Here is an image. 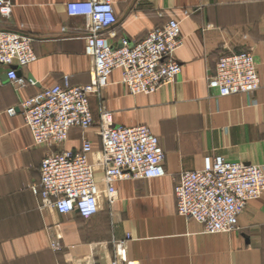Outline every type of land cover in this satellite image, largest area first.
I'll return each instance as SVG.
<instances>
[{"label":"crops","instance_id":"1","mask_svg":"<svg viewBox=\"0 0 264 264\" xmlns=\"http://www.w3.org/2000/svg\"><path fill=\"white\" fill-rule=\"evenodd\" d=\"M75 1L84 0H11L10 17L0 15V29L33 37L36 55L17 68L27 81L21 88L0 64V264H111L112 241L127 235V259L137 264H264V193L248 202L230 233H205L201 223L186 220L174 194L179 173L202 168L206 156L264 167V1L113 0L116 45L179 20L183 45L175 58L182 68L152 94L131 95L120 70L110 74L101 96L114 124L148 126L164 150L165 175L117 181L112 208L103 203L89 220L40 209L31 186L40 187L41 161L59 147L35 145L21 112L7 113L65 75L73 86L89 83L83 18L69 16L66 7ZM243 49L255 57L259 88L252 95L217 96L208 78L218 58ZM99 103L90 98L95 124L70 129L60 148L76 150L84 138L101 148ZM58 233L62 248L54 251L49 242Z\"/></svg>","mask_w":264,"mask_h":264},{"label":"built area","instance_id":"2","mask_svg":"<svg viewBox=\"0 0 264 264\" xmlns=\"http://www.w3.org/2000/svg\"><path fill=\"white\" fill-rule=\"evenodd\" d=\"M66 7L69 16L83 18L84 51L91 58L89 83L73 86L65 75L61 84L40 90L17 107L7 109V113L15 115L17 109L21 112L35 145L59 147L41 161L40 187L31 186L40 209L76 213L89 220L103 203L112 208L117 199V181L165 175L164 150L148 126L114 124L112 111L101 96L110 74L120 70L121 83L131 95L155 93L180 75L182 66L175 53L183 40L179 20L171 18L140 40L121 39V45H116L113 0L75 1ZM12 8L11 0H0L3 18L10 17ZM189 14L188 10L183 12L184 16ZM33 41L22 31L0 29V64L7 67L6 75L16 88L27 82L18 75L17 68L36 59ZM259 86L255 57L247 49L222 54L208 78V87L220 97L252 95ZM93 96L100 100L96 125L101 148L94 150L88 138L76 150L60 148L70 129L84 130L95 124L90 109ZM97 173L101 174L99 178ZM263 193V166L228 161L221 156H206L202 168L180 172L174 186L177 213L201 223L205 233L237 230L239 215L248 202ZM54 238L51 248L59 249L61 235ZM130 238L127 235L112 241L111 264H137L126 256Z\"/></svg>","mask_w":264,"mask_h":264},{"label":"rangeland","instance_id":"3","mask_svg":"<svg viewBox=\"0 0 264 264\" xmlns=\"http://www.w3.org/2000/svg\"><path fill=\"white\" fill-rule=\"evenodd\" d=\"M55 237V236H54ZM53 239H55V238H52L51 240H50V242H49V244H50V248H51V241L53 240ZM60 240H61V238H60ZM60 240H59V242H60ZM62 247H61V243H60V248L59 249H53V248H51L52 250H54V251H58V250H60Z\"/></svg>","mask_w":264,"mask_h":264}]
</instances>
